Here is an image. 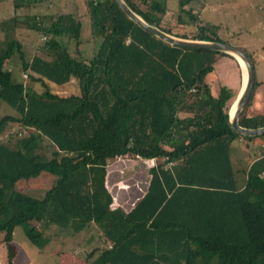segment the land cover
<instances>
[{
    "label": "trees",
    "instance_id": "trees-1",
    "mask_svg": "<svg viewBox=\"0 0 264 264\" xmlns=\"http://www.w3.org/2000/svg\"><path fill=\"white\" fill-rule=\"evenodd\" d=\"M10 1L12 14L0 19L5 264H16L14 230L25 223L34 246L47 232L95 226L103 247L88 254V264H264V134L235 133L229 109L236 94L222 87L214 96L206 82L219 57L234 58L163 42L115 0H84L82 15L68 9L69 0ZM123 2L168 35L230 44L199 19L190 37L177 36L163 25L167 8L157 0ZM82 18L92 49L82 48ZM176 24L184 25L179 16ZM238 49L255 72L252 55ZM258 84L239 115L242 128L264 127V113H247ZM68 86L76 92L53 90ZM258 140V157L235 169L232 149ZM118 158L154 161L128 210L113 207L106 186Z\"/></svg>",
    "mask_w": 264,
    "mask_h": 264
},
{
    "label": "rangeland",
    "instance_id": "rangeland-1",
    "mask_svg": "<svg viewBox=\"0 0 264 264\" xmlns=\"http://www.w3.org/2000/svg\"><path fill=\"white\" fill-rule=\"evenodd\" d=\"M165 4L167 8V16L174 17L180 16L182 23H184V29L190 27L194 20L199 19L200 13L202 16L205 12H215L219 25V32L221 37H225V32L234 33V37L240 39L238 45L246 52L250 53L255 60V79L258 86L254 90L252 97V106L248 110V115H255L258 113H264V27L262 23L253 24L260 20L259 17L264 16V12L259 11L258 14L255 11L250 12L244 6V0H157ZM83 2L84 0H69L68 9L76 7L79 13L83 14ZM13 6L11 1H3L0 4L1 18L8 17L12 14ZM249 14V15H248ZM202 21V19H200ZM82 36L83 41L82 48L92 49L89 42L90 30L88 21L82 18ZM186 25H188L186 27ZM236 30V31H235ZM233 31V32H232ZM237 31H241V34ZM178 33V32H175ZM230 42L237 44L236 39H230ZM27 57L30 58V54L27 53ZM221 63L215 64L212 72L220 76L225 72H230L229 64L220 66ZM228 66V67H227ZM14 69V68H13ZM16 69V68H15ZM223 69V70H222ZM16 71V70H14ZM211 72V73H212ZM20 73V72H19ZM206 76V80L211 84L210 78L212 74ZM14 78L18 77L17 72H12ZM19 76H22L21 73ZM25 83L29 84L27 79H24ZM235 83V79H230ZM220 82V80H217ZM213 88L215 86L213 85ZM55 93L60 95H68L72 92H76L74 86H68L67 88L53 89ZM0 103H2L0 101ZM235 101L233 100L230 106L229 113ZM8 110V108H7ZM5 107L0 106V114H5ZM264 141V140H263ZM260 144V141H256ZM251 147V146H249ZM259 152L252 151L250 148H246L245 145H237L231 151L233 167L242 169L257 158ZM116 159L111 162L107 167V180L106 186L113 197V207L124 208L128 210L144 193L147 179L148 169L154 165L149 162H139L132 160ZM131 161V162H130ZM241 180V177H239ZM240 182V181H239ZM242 182V181H241ZM44 183V182H43ZM38 183H34L30 186L31 191L37 192L40 188ZM32 195L38 196L32 192ZM40 195V194H39ZM29 228V224L25 223L21 227H17L14 230L13 245L16 248V264H88L87 256L94 249H101L103 247V238L100 231L95 226H90L88 230H84L78 234H50L44 233L40 244L34 246L25 237V231ZM6 251L3 243L0 241V264H5Z\"/></svg>",
    "mask_w": 264,
    "mask_h": 264
},
{
    "label": "water",
    "instance_id": "water-1",
    "mask_svg": "<svg viewBox=\"0 0 264 264\" xmlns=\"http://www.w3.org/2000/svg\"><path fill=\"white\" fill-rule=\"evenodd\" d=\"M120 8L123 10V12L126 14V16L132 20L135 24L149 32L150 34L154 35L158 39L162 40L163 42H166L172 46H179V47H185V48H196V49H206L211 51H217V52H223L228 55L233 56L236 60H241L244 64L245 72H246V79L245 84H243V88L240 92V94L237 96V99L235 100V103L233 106H235V111L233 115L229 113L230 117V125L233 129V131L237 134H241L243 136H259L264 134V127L258 128L255 130L252 129H246L242 128L238 124V118L243 110V108L246 106L247 102L249 101V98L251 96L254 83H255V72L254 67L247 58V56L237 47L221 43V42H200V41H193V40H185L180 39L171 35H168L159 29L155 28L152 25L147 24L145 21H143L140 17H138L136 14H134L123 2V0H115ZM240 63V62H239ZM243 69V68H242Z\"/></svg>",
    "mask_w": 264,
    "mask_h": 264
},
{
    "label": "crops",
    "instance_id": "crops-1",
    "mask_svg": "<svg viewBox=\"0 0 264 264\" xmlns=\"http://www.w3.org/2000/svg\"><path fill=\"white\" fill-rule=\"evenodd\" d=\"M244 6L246 9H249L250 12H248L249 14L252 13V11H255L257 14L259 12L263 13L264 12V0H244ZM41 12V11H40ZM35 13V12H34ZM37 13V11H36ZM39 13V11H38ZM248 14V15H249ZM180 17V16H179ZM177 18L178 16L176 17V20L174 17H171V16H165V18L163 19V25L166 26L167 28H174L175 32H178L176 33L177 36H182V35H185V34H189V37H190V34L192 32V28L191 27H187L188 25H186L187 29H184V25H180L178 24L177 26ZM217 16L215 14V12L211 11V12H205L204 15L202 16V14L200 13V16H199V20L202 19V22L204 23H207V24H211V25H215V26H221L219 25L218 23V20L216 19ZM181 19V17H180ZM260 20L256 21L254 24H253V27L254 28V25L256 24H260L262 23V26L264 27V16L262 17H259ZM182 20V19H181ZM177 26V27H176ZM222 29L219 30V32H222L224 33L223 31H221ZM236 31V30H235ZM264 31V29H263ZM233 32V31H232ZM241 34V31H237ZM235 33V32H234ZM234 33H228V32H225L226 36L223 38L221 37V35L219 34V36L223 39V40H226L230 43V45H233L237 48H241L239 47L238 43L239 41H241L240 39H237L236 37H234ZM232 38H235L236 39V43L237 44H234L232 42H230V39ZM231 56V55H230ZM233 57V56H232ZM234 58V57H233ZM235 59V58H234ZM228 56H221L219 57V59L217 60V62L215 64L218 65V63H221L220 66H223V65H226V64H229L231 66L228 67L230 72H225L223 74H221L220 76H218L217 72L214 74L213 72L211 73L212 76L210 78V82L211 84L206 80L207 84L210 86L211 88V91H212V94L214 96H217L218 93H219V90L224 87V88H228L232 91H234V94H236L235 98H234V101L237 99V96L240 94L242 88H243V84H244V74H243V69H242V66L241 64L238 62V60H234ZM215 64L213 67H215ZM235 79V83L231 82L230 79ZM217 80H220V82H217ZM213 85L215 86V88H213ZM259 145L257 143H254L251 145L250 149L252 151H258L259 152Z\"/></svg>",
    "mask_w": 264,
    "mask_h": 264
},
{
    "label": "bare ground",
    "instance_id": "bare-ground-1",
    "mask_svg": "<svg viewBox=\"0 0 264 264\" xmlns=\"http://www.w3.org/2000/svg\"><path fill=\"white\" fill-rule=\"evenodd\" d=\"M239 62H240V64H241L242 68H243L244 84H245L246 72H245L244 64H243V62H242L241 60H239ZM235 108H236L235 106H233V107L231 108V110H230V114H231V116L233 115V113H234V111H235Z\"/></svg>",
    "mask_w": 264,
    "mask_h": 264
},
{
    "label": "built area",
    "instance_id": "built-area-1",
    "mask_svg": "<svg viewBox=\"0 0 264 264\" xmlns=\"http://www.w3.org/2000/svg\"><path fill=\"white\" fill-rule=\"evenodd\" d=\"M137 159H140L139 157H136ZM154 163V161H152Z\"/></svg>",
    "mask_w": 264,
    "mask_h": 264
}]
</instances>
